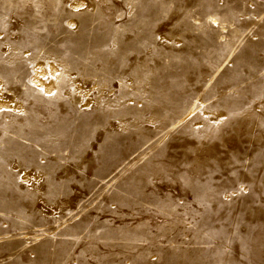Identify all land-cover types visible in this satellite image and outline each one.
<instances>
[{
  "label": "rangeland",
  "instance_id": "1",
  "mask_svg": "<svg viewBox=\"0 0 264 264\" xmlns=\"http://www.w3.org/2000/svg\"><path fill=\"white\" fill-rule=\"evenodd\" d=\"M0 264H264V0H0Z\"/></svg>",
  "mask_w": 264,
  "mask_h": 264
},
{
  "label": "bare ground",
  "instance_id": "2",
  "mask_svg": "<svg viewBox=\"0 0 264 264\" xmlns=\"http://www.w3.org/2000/svg\"><path fill=\"white\" fill-rule=\"evenodd\" d=\"M212 20L214 21V23H218L216 18H212Z\"/></svg>",
  "mask_w": 264,
  "mask_h": 264
}]
</instances>
